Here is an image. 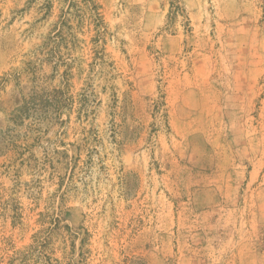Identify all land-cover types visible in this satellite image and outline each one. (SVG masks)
Segmentation results:
<instances>
[{
	"label": "rangeland",
	"instance_id": "obj_1",
	"mask_svg": "<svg viewBox=\"0 0 264 264\" xmlns=\"http://www.w3.org/2000/svg\"><path fill=\"white\" fill-rule=\"evenodd\" d=\"M16 253L264 264V0H0Z\"/></svg>",
	"mask_w": 264,
	"mask_h": 264
},
{
	"label": "trees",
	"instance_id": "obj_2",
	"mask_svg": "<svg viewBox=\"0 0 264 264\" xmlns=\"http://www.w3.org/2000/svg\"><path fill=\"white\" fill-rule=\"evenodd\" d=\"M39 105H40V104H39ZM44 244H45V243H43V246H44ZM38 251H39V250H38ZM39 252L43 254L42 251H39ZM16 254H17V256L12 257V258L10 259V261H9L8 264H15L16 260H19V259H21L22 264H27V261H26L27 258H29V256L32 255V253H31V254H30V253H16ZM45 257H47V255H45ZM47 258H48V257H47ZM47 260H48V259H47ZM23 262H24V263H23ZM47 264H51V262L48 261Z\"/></svg>",
	"mask_w": 264,
	"mask_h": 264
}]
</instances>
